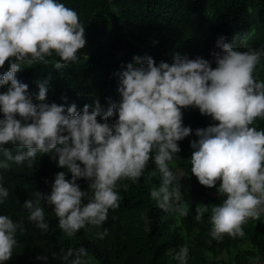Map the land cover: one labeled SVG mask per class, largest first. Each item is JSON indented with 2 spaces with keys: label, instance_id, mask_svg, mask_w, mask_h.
Segmentation results:
<instances>
[{
  "label": "clouds",
  "instance_id": "obj_1",
  "mask_svg": "<svg viewBox=\"0 0 264 264\" xmlns=\"http://www.w3.org/2000/svg\"><path fill=\"white\" fill-rule=\"evenodd\" d=\"M85 43L77 12L62 0H0V67L6 60L8 64L0 72V169L7 170L10 162L31 167L37 152L51 153L62 169L54 174L49 192L35 191V199L23 201L27 219L40 230L48 229L43 200L69 237L86 225L100 226L109 209L120 205L117 181L136 182L149 159L159 172V186L150 190V197L158 208H174L186 216L189 206L182 201L181 176L168 162L180 158L177 142L193 132L190 172L201 185H215L224 196L211 205L209 235L215 240L224 233L243 236L241 225L264 213V129L252 126L255 118H264V80L253 74L264 48L240 50L219 35L215 45L221 51L212 54L214 67L200 56L173 53L170 62H154L150 55H134L116 73L119 98L103 111L95 98L91 110L88 103L77 111L75 103L65 108L46 102L50 75L36 81L34 99L15 75L21 61L47 63L45 57L53 53L60 58L56 69L75 62ZM187 106L217 123L191 129L182 123L181 109ZM81 177L87 181L86 190L77 183ZM3 179L0 175V203L9 194ZM121 187L127 190L128 185ZM207 211V204L197 208L195 219ZM141 219L149 224L147 216ZM18 230L24 231L22 219L0 213V264L11 256ZM107 231L103 228L96 236L103 238ZM188 254L185 243L174 258L187 264ZM51 255H59L65 264H87L83 246ZM36 258L47 260L44 255Z\"/></svg>",
  "mask_w": 264,
  "mask_h": 264
},
{
  "label": "trees",
  "instance_id": "obj_2",
  "mask_svg": "<svg viewBox=\"0 0 264 264\" xmlns=\"http://www.w3.org/2000/svg\"><path fill=\"white\" fill-rule=\"evenodd\" d=\"M75 9L84 27L86 43L77 51L75 62L62 64L53 53L48 61H21V69L15 75L28 85L33 95L38 92L36 81L50 75L46 102L75 103L77 111L85 104L91 110L92 100L99 101L101 110L116 101L117 75L132 57L150 55L154 62L171 61L172 54L200 56L215 63L213 53L221 49L215 45L219 35L231 40L240 50L264 48V0H62ZM155 41V43H153ZM7 60L0 72L7 69ZM264 80V56L260 58L254 73ZM4 86H0V91ZM182 110V123L191 129L206 127L213 121L196 107ZM100 117L97 116L99 121ZM110 120L115 119V115ZM252 126L264 129V118L257 117ZM193 132L178 141L180 158L169 161V167L181 176L182 201L189 206V213L180 216L174 208L164 211L156 206L149 193L159 186V172L151 159L144 175L132 182L128 178L117 181L116 190L121 195L119 207L109 209L108 219L100 226L86 225L73 236H67L58 227L52 206L41 201L45 209L48 229L40 230L27 219L28 212L21 205L25 199H35V191H50L54 174L62 169L51 153L37 152L33 164L11 163L0 169L3 183L9 194L0 203V213L13 220L22 219L24 231H17V244L4 264H65L59 255L51 253L83 246L87 250V264H178L174 253L182 244L189 247L187 264H262L264 262V213L258 219L248 218L241 225L243 236H229L215 240L209 235L212 204H218L223 194L216 186L201 185L190 172L189 157L193 149L190 140ZM15 152V145L6 144ZM2 159V156H0ZM155 172V175L153 173ZM70 173L66 172L65 179ZM47 181V182H46ZM81 190L87 181L77 180ZM219 183V181H217ZM127 184L125 190L121 185ZM208 205L209 211L195 219L196 209ZM147 216L146 224L141 216ZM107 228V234L98 238L96 233ZM47 256V260L37 256ZM255 258V259H253Z\"/></svg>",
  "mask_w": 264,
  "mask_h": 264
},
{
  "label": "rangeland",
  "instance_id": "obj_3",
  "mask_svg": "<svg viewBox=\"0 0 264 264\" xmlns=\"http://www.w3.org/2000/svg\"><path fill=\"white\" fill-rule=\"evenodd\" d=\"M262 264H264V262Z\"/></svg>",
  "mask_w": 264,
  "mask_h": 264
}]
</instances>
